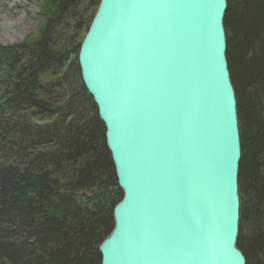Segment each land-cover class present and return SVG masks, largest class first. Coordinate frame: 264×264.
<instances>
[{"label": "water", "instance_id": "water-1", "mask_svg": "<svg viewBox=\"0 0 264 264\" xmlns=\"http://www.w3.org/2000/svg\"><path fill=\"white\" fill-rule=\"evenodd\" d=\"M226 0H99L82 84L122 199L101 264H245Z\"/></svg>", "mask_w": 264, "mask_h": 264}, {"label": "trees", "instance_id": "trees-1", "mask_svg": "<svg viewBox=\"0 0 264 264\" xmlns=\"http://www.w3.org/2000/svg\"><path fill=\"white\" fill-rule=\"evenodd\" d=\"M85 1L55 0L37 40L0 47V264H101L114 227L122 191L77 64L99 5L86 19ZM226 2L241 151L236 247L245 264H264V0Z\"/></svg>", "mask_w": 264, "mask_h": 264}, {"label": "rangeland", "instance_id": "rangeland-1", "mask_svg": "<svg viewBox=\"0 0 264 264\" xmlns=\"http://www.w3.org/2000/svg\"><path fill=\"white\" fill-rule=\"evenodd\" d=\"M54 1L0 0V47L29 44L37 40L45 22L50 18ZM96 2L97 0H86L82 3L86 19L94 12ZM84 34L83 31L81 37ZM67 35L70 36L71 33L68 34L67 31ZM66 82L69 84L70 81ZM87 198H83L85 202ZM89 203L84 205L89 207Z\"/></svg>", "mask_w": 264, "mask_h": 264}]
</instances>
